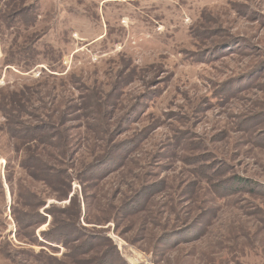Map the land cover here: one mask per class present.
Wrapping results in <instances>:
<instances>
[{"label": "rangeland", "instance_id": "1", "mask_svg": "<svg viewBox=\"0 0 264 264\" xmlns=\"http://www.w3.org/2000/svg\"><path fill=\"white\" fill-rule=\"evenodd\" d=\"M7 1L0 264H264V0Z\"/></svg>", "mask_w": 264, "mask_h": 264}, {"label": "trees", "instance_id": "2", "mask_svg": "<svg viewBox=\"0 0 264 264\" xmlns=\"http://www.w3.org/2000/svg\"><path fill=\"white\" fill-rule=\"evenodd\" d=\"M1 1L2 0H0V2ZM10 1L11 0H8L7 2H5V5L6 6L8 4L11 5ZM13 1H18V0H13ZM3 4H4V2H3ZM13 6H15V7L12 8L7 14H4V13L1 14V12H0V17L1 18L4 17V20L9 21V23H11V20L13 21L14 19H20V18L22 19L23 16H21V15H23V13L27 12L31 8V6H27V5H17V6L13 5ZM15 94H17V93L12 92L9 95V98H10L11 101L12 100L16 101V99H19V97H16L17 95H15ZM26 98H28V97H26ZM4 100H5V97H3L1 99V95H0V110L1 109L4 110V115L7 114L8 117L12 116L14 118V121L11 120V119H10V121H8V118H7L6 123L7 122L17 123L16 121H18V120H16L17 119L16 114L10 112V110L8 109V100H6V102ZM18 123H19L20 126H16L17 128L9 129L7 127L9 129V131H6L7 135L9 137H12V138L26 139L27 142L30 143V144L34 143V141L36 139L35 136H37V134H39L37 132L44 129V127L38 129V126H36V127L33 126L32 127L30 125H23L24 122H22L21 120ZM20 164H21L20 166L22 167V170H24L28 174L32 175L35 179H42L41 177L46 175V171L43 170V168H40V169L43 170V172H42V170H40V172H38L37 174H34L33 172H31L32 169L35 170L34 165H36V163H33L31 160H28V156L26 158H24V160L21 161ZM46 169H48V171H50V173H49L50 179L48 178L45 181L50 183V184H52V185H56V183H57L60 186V188H59L60 189L59 190L60 191L59 197L62 198V199L67 198L68 197V190H69V187H70V184L66 182V180L69 179V175L67 173V170L64 169V168H57L55 165H52V166L50 165ZM24 198H27V197L24 196ZM70 200L74 201V197H73V199H70ZM43 202H41V206H42ZM46 211H48V210H46ZM14 219H15L17 225H18V229H28V236H32L33 235V240H30L33 244H39V245H43V246H46V247H52L51 246L52 243H59V244L64 243V238L62 236L63 234L54 233L53 231L50 230V228L47 231H44V232L41 233V238L44 241H38V238L35 235V228L38 225H40L41 223H43L46 218H45V216L43 214H41L38 211V207L37 206H36V208L34 210V213L31 216H30L29 212H25L24 217L22 215L18 216V217H17V215L16 216L14 215ZM53 226H54V222L51 223V227H53ZM65 239H69V236L65 235ZM41 252H40V254H41ZM121 263L125 264L124 262H121Z\"/></svg>", "mask_w": 264, "mask_h": 264}]
</instances>
